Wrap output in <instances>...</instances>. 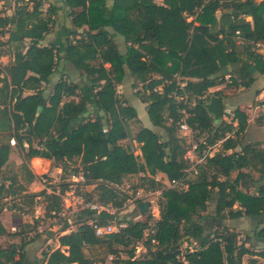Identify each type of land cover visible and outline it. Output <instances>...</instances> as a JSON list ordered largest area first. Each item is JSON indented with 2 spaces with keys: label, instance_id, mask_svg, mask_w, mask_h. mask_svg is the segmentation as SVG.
Instances as JSON below:
<instances>
[{
  "label": "trees",
  "instance_id": "16d2710c",
  "mask_svg": "<svg viewBox=\"0 0 264 264\" xmlns=\"http://www.w3.org/2000/svg\"><path fill=\"white\" fill-rule=\"evenodd\" d=\"M27 1L15 0L12 13H0V36L6 37L0 40V56L3 47L11 56L8 64H0V201L19 189L14 185L17 175L4 169L12 148L20 153L29 181L36 178L27 166L33 157L55 164L78 160L75 172L82 171L83 186L94 185L96 198L82 192L87 199L122 209L128 197L118 186L127 175L137 173L165 199L146 237L148 219L121 215L125 226L97 236L94 225H105L113 216L90 210L77 213L78 226L59 234L58 248L42 251L43 264H94L86 253L89 247H102L104 255H111L107 264H243L244 255L250 256L247 264H264L252 258L264 260V151L241 142L249 123L247 112L236 108L230 121L217 122L204 107L210 99L208 89L225 83L226 76L231 80L228 86L238 88L252 83V70L264 74V57L254 48L264 42V0H112L110 6L106 0H63L71 18L64 60L87 80L82 88L60 77L48 96L44 92L59 55L56 46L42 42L61 7L49 4L43 13L44 0ZM189 16L193 18L188 20ZM116 35L122 37L125 51ZM125 67L135 80L133 88L142 85L141 101L149 120L163 129L161 135L139 127L132 140L139 145L141 160L118 143L129 137L127 121L137 119L136 109L117 93ZM213 94L224 95L221 89ZM192 99L194 103L188 104ZM181 123L203 136L199 150L220 141V150L198 163L195 178L189 181L191 163L177 134ZM12 138L14 147L9 144ZM245 168L257 169L260 176L253 179L241 173ZM157 172L168 180L184 177L187 189L166 187L154 179ZM42 194L45 215L63 210L60 196L45 190ZM28 197L24 194L21 200ZM211 201L214 210L209 218L200 213ZM242 216L256 219V224L252 235L240 243L237 234L210 221ZM69 221L62 220V232ZM5 233L0 223V234ZM29 240L0 248V264H22L20 250ZM142 240L147 254L137 257L135 245ZM256 243L263 245L260 251ZM118 246L129 248L125 256ZM96 261L105 264L104 257Z\"/></svg>",
  "mask_w": 264,
  "mask_h": 264
},
{
  "label": "rangeland",
  "instance_id": "374dc122",
  "mask_svg": "<svg viewBox=\"0 0 264 264\" xmlns=\"http://www.w3.org/2000/svg\"><path fill=\"white\" fill-rule=\"evenodd\" d=\"M24 1H27V0H24ZM60 1L61 0H44L42 3L43 13H46L49 4L57 5L60 3ZM106 1L110 2L111 0H106ZM256 1L258 2L259 0H256ZM155 2L161 3L162 0H155ZM29 4L30 6L32 5L31 2ZM14 6H15V0H1L0 13L10 14L14 11ZM220 12H221L220 10H217L215 12V16L219 17ZM192 18H193L192 16H189L188 20H191ZM53 27H54V24H53ZM5 38H6L5 36L3 37L0 36V40H3ZM116 42L118 43L120 50L125 51L126 45L124 44L123 40L116 39ZM254 47L255 49L259 48L257 46H254ZM239 50L244 51L242 50V47H239ZM2 57H3V60H1ZM10 60H11V56H10L9 51L7 50L6 47H3V54L0 56V64L1 65L3 63L8 64ZM64 67L62 68V71L64 73H62V71H59V70L55 71L54 74L58 77V79L60 77H63L64 79L71 80L72 82L77 83L80 86L84 81L87 80L86 77L83 75H80V73L76 74L75 77L71 76L69 74V69H72V66L68 62L64 65ZM225 78H226L225 79L226 84L229 85V83H231L230 78L228 76H226ZM132 79H133L132 81L135 82L134 78ZM57 80H55V82ZM53 84L54 83L46 87V90L44 92L45 96H48L52 92ZM141 87L142 85L140 83H137V86L133 88L132 90L133 95L137 97L139 100H141V96H142L140 93L143 92ZM213 91L214 90L211 91L210 89H208L207 94L212 95ZM222 91L228 96H229V93L235 92L233 89H230L227 87L223 88ZM118 95H121V94L118 93ZM177 99L180 100L181 97L179 96ZM193 103H194V100L192 99L190 100L188 104L192 105ZM227 106L228 105H225V110L223 111V115L220 120H223V119L226 121L231 120L232 110L230 108H226ZM248 119H250V122L245 130V133L242 137L241 142H243L242 144L247 143V142L252 143L253 146H255L256 148H259L262 151H264V147H263L264 145V108L260 107L259 109H256L255 112H253L250 117L248 116ZM138 123H140V120L138 118L127 121V130L129 133V137H128L129 140H124V142H121V144L126 146L127 148L129 149L132 148L134 153L139 151L138 147L135 146L134 143H132L131 141L132 137L136 134V132L138 131L140 127ZM160 132L163 133V129H161ZM197 133H198L197 131L196 132H192V131L186 132L180 128L177 131L178 136L182 138V143L186 151L185 157L189 161V163H191V166L190 168L187 169V174H186V179L188 181L195 178V175H196L195 169L197 168L196 166L199 163L197 161L201 159L200 157L203 155V152L207 150V148L202 149V150L198 149L199 141L203 140V136H198ZM9 144H10V141H9ZM10 145L13 147L12 144ZM218 150H220V141L215 145V147L214 146L211 147L210 155L217 152ZM14 153L17 154L16 152ZM201 161L203 163L204 159ZM257 166L260 167V163H257ZM79 168L80 167L78 166V160H75V162H72V161L66 162L65 164H62V163L55 164V163H52L50 160H47V162H44L39 165V169H38L39 174H37L38 179H36L33 182L27 181L28 176L26 175L25 171L21 168V166H19V168L14 167L11 170L12 173H14V175H17V176L20 175V180L18 181L22 182V183L20 182L19 183L25 187V190L28 191L27 194L29 196L28 198H25V201L17 199V198H13L11 200V205L14 204L16 207H18L20 206V203H21L23 204L22 206L23 210L27 212V215H25L26 221L20 224L19 227L23 231H32L33 235L35 233L34 231H36L37 235L44 236L45 237L44 242L40 246V248H42L43 251H48L50 249L57 248V245H58L57 237L62 232L61 231L62 219L59 220V225H58V224H54L51 222L52 214L45 215V211H44L45 196L42 194V191L45 189V187L51 186L52 184H60L61 186L67 185V182H69L71 179V173L75 172L76 169H79ZM246 172L249 174V177L253 179H257L260 176V172L257 169L245 168L241 170V173H246ZM236 173H237L236 171L232 172L231 176L234 177ZM5 175L8 176L9 173H5ZM93 188H94V185H86V186L81 187L82 189L81 192L85 193L87 196L96 198ZM118 189L120 191H123V193L127 195L128 198L125 201L126 203H128L129 199L133 200L134 198H136L137 192L139 190H142L141 195L137 196L139 197L138 199L140 201L138 203L135 201L134 204L126 207L125 208L126 210H123L121 215H127L128 217L132 219H136V220H145V219L149 220L152 217V214H156V213L160 214L161 207H162V204L165 202V199L161 195V190L158 188L153 189L151 184H149V180H145L142 173L127 175L124 178L123 183L120 186H118ZM252 190H253V186H250L249 191H252ZM140 202L147 203L146 211L143 213L139 210V207H138V204ZM9 205L10 204L7 200H1L0 201V211ZM234 208H238V204H235ZM213 210H214V203L211 201L208 203L207 209L204 212H201L200 214L208 215L210 218V215L213 214ZM78 214L76 213L70 216L69 222L71 225L74 226L73 228H76L78 226V220H77ZM210 221L216 224L218 223L220 225H223L226 227L228 231H231L237 234V239L239 243L245 242L247 235H252L253 227L256 224V219L247 217V216H242L240 218H233V219L226 218L224 220L211 219ZM39 229H40V232H39ZM143 240L136 243L135 245V256L137 257H143L144 255L147 254V250L143 244ZM152 244H153L152 249L154 250L155 243H152ZM249 244L250 242L247 241L246 246H249ZM191 246L195 247L194 243H191L190 247ZM255 246L259 248L258 250L260 251L263 245L256 243ZM185 247H186V243H183L181 248H185ZM118 249L121 250L120 255L125 256V252L129 248H122L121 246H118ZM103 252L104 250L102 247H92V248L89 247L86 249V253L90 254L92 259L95 260L94 264H100V262L99 261L97 262L96 260H99L103 257L105 258V264L110 262L111 259H109V256L111 255L109 256L104 255ZM252 258H256L258 259V261H261V262L264 261L263 258L260 256H253ZM249 259H250V256L244 255L242 257V263L247 264ZM38 264H43L42 256L38 258Z\"/></svg>",
  "mask_w": 264,
  "mask_h": 264
},
{
  "label": "crops",
  "instance_id": "0c3cea01",
  "mask_svg": "<svg viewBox=\"0 0 264 264\" xmlns=\"http://www.w3.org/2000/svg\"><path fill=\"white\" fill-rule=\"evenodd\" d=\"M111 4H112V0L110 2L106 1L107 6H110ZM63 5H64L63 0H61L60 3L56 5L61 8L60 10H58L57 14L55 15L54 27H52L51 29L52 31L46 35L44 41L42 42L43 44L49 43V44L56 46L58 48V55H59V61H58L57 67L54 70V72L51 74L47 87L50 84L55 83V80L58 79V77L54 74L55 71L56 70L62 71V68L67 63V61L64 60L66 56V48H67L66 29L71 28V18L68 15V8ZM246 19L251 20V17L248 16L246 17ZM79 31H81V29H79ZM115 39L123 40L122 37L119 35H116ZM256 46L259 48L255 50L264 57V42L258 43L256 44ZM1 60H3V57ZM5 64L6 63H3L2 65L4 66ZM229 68L232 69V67H229ZM125 72L126 73H125V78L123 82L117 85L118 87L117 92L121 94L119 96L122 97L124 100H126L128 104H130L132 107L136 109L137 118L140 120V123H138L140 127H147L156 133L163 134L160 132V129L154 126L149 120V117L146 111V104L133 95L132 93V90H133V81H132L133 79L132 78L133 77L130 75L126 67H125ZM62 73L64 72L62 71ZM78 73L79 72L74 68L69 69V74L73 77H75V75ZM251 73L253 76V80H252V83L249 84L248 86H239L238 88H235V87L230 88V86H228L225 82L221 85L210 88L211 91L212 90L216 91L220 89L223 90V88H226V86H228V88L233 89L235 91V92L229 93V96L226 95L224 92H223L224 94L223 96L219 95L222 97V101L224 104V110H225V105H228L226 108H230L232 111L236 108H240L241 110H244L245 112H247L248 116L250 117L252 113L255 112L256 109H259L260 107L264 108V74L258 73L257 71H254V70H252ZM84 86H86V81H84L81 84L82 88ZM248 122H250V119ZM124 140H129V139L128 138L121 139L118 141V143L124 148H127L126 146L121 144V142H124ZM131 141L132 143H134L135 146L138 147L139 151L134 153L132 148L130 149L127 148V149L133 152L137 156V159L140 160L141 151L139 149V145L135 141L133 140ZM14 152H16L17 154H15ZM36 160H40L41 161L40 164L47 162L46 159H43L40 157H33L30 159V162L27 165L29 172L36 176V178L31 180V182L38 179L37 174L39 173H38V169L35 166ZM21 163H22V157L20 153L18 152L16 148H12L11 152L9 153V158L7 160V163L4 169L6 171H9V170H12L14 167L19 168ZM26 175L28 176V172H26ZM156 176L161 178L163 181L167 180L165 174L161 172H157ZM17 178H18L17 181L20 180V175L17 176ZM27 181L29 180L27 179ZM4 182H5V185H8L10 180L7 179ZM19 182L22 183L21 181H18L16 184H14L19 187L17 192L15 194H9L7 197L3 198V200H7L10 205L3 208L0 211V223L7 232V234L6 233L0 234V248H6L9 245L18 246L20 245V242L22 241V239L25 241H28L30 239L29 242H27L25 246L20 250L24 254V259L22 261V264H38V258L42 256L41 254L43 251L42 248H40V246L44 242L45 237L42 235H37L36 231H34L35 232L34 235L32 234V231H26V232L20 233L21 228L19 227V225L26 221L25 215H27V212L23 210L22 208L23 204L21 203H20V206L18 207H16L14 204L11 205V200L13 198H17L21 200L22 196L28 193V191L25 190V187L22 186ZM54 224L59 225V222H56ZM73 227L74 226L70 224L65 231L61 232V234L68 233L71 230L75 229ZM39 232H40V229H39ZM57 244H58L57 245V248H58L59 247L58 240H57ZM18 257L19 256L17 253L15 255V258L17 259ZM72 264H76V263H72Z\"/></svg>",
  "mask_w": 264,
  "mask_h": 264
},
{
  "label": "built area",
  "instance_id": "2783aa9c",
  "mask_svg": "<svg viewBox=\"0 0 264 264\" xmlns=\"http://www.w3.org/2000/svg\"><path fill=\"white\" fill-rule=\"evenodd\" d=\"M181 86L184 85V82L180 83ZM180 129L186 132H190V129L185 123L180 124ZM10 144L14 145L15 140L14 138L10 139ZM213 146H210L203 152V155L199 159V163H201L205 157L210 155V149ZM154 179L162 184H166V187L175 189L177 191H185L188 187L187 181L184 177L179 179H172V180H166L163 181L158 176H154ZM86 183V179L82 173L81 170H78L77 172L71 173V179L69 182H67V185L65 189H62L60 184H52L51 186L45 187L46 194H55L61 197V200L63 202V210L54 213L52 212V223L59 222L60 219L62 220H68L71 215L79 213L84 210H90L93 211L95 214H99L101 212L108 213L112 215L113 217L108 220V222L105 225H94V232L97 236H104L106 234L117 232L119 228L125 226L124 222L120 221V217L123 210H126L125 208L128 206H131L134 204V202L139 198L137 196H140L142 193V190H137V196L136 198L129 199L128 203H125L122 207V209L118 210L115 206H113L111 203H99L97 201H93L90 199H87L83 193L80 190V186H83ZM159 218V214H152V217L147 220V225L144 230V236L146 237L154 228L157 219ZM109 259H112V256H109Z\"/></svg>",
  "mask_w": 264,
  "mask_h": 264
},
{
  "label": "water",
  "instance_id": "95a60500",
  "mask_svg": "<svg viewBox=\"0 0 264 264\" xmlns=\"http://www.w3.org/2000/svg\"><path fill=\"white\" fill-rule=\"evenodd\" d=\"M204 107L215 121H219L221 119L224 111V104L221 96L213 95V94L210 95V99L204 104ZM41 109L42 108L39 106L37 112L39 113ZM146 206H147L146 202H140L138 204L139 210L142 213L146 211L147 208Z\"/></svg>",
  "mask_w": 264,
  "mask_h": 264
},
{
  "label": "bare ground",
  "instance_id": "6f19581e",
  "mask_svg": "<svg viewBox=\"0 0 264 264\" xmlns=\"http://www.w3.org/2000/svg\"><path fill=\"white\" fill-rule=\"evenodd\" d=\"M41 161L40 160H36L35 161V166L37 169H39V165H40Z\"/></svg>",
  "mask_w": 264,
  "mask_h": 264
}]
</instances>
